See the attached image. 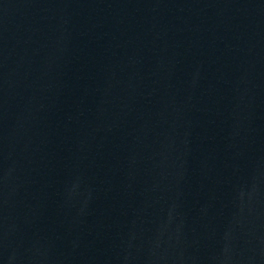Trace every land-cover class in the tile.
Returning <instances> with one entry per match:
<instances>
[{"label":"water","instance_id":"water-1","mask_svg":"<svg viewBox=\"0 0 264 264\" xmlns=\"http://www.w3.org/2000/svg\"><path fill=\"white\" fill-rule=\"evenodd\" d=\"M0 264H264V0H0Z\"/></svg>","mask_w":264,"mask_h":264}]
</instances>
